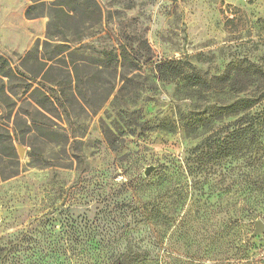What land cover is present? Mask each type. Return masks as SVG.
Listing matches in <instances>:
<instances>
[{
    "label": "rangeland",
    "instance_id": "obj_1",
    "mask_svg": "<svg viewBox=\"0 0 264 264\" xmlns=\"http://www.w3.org/2000/svg\"><path fill=\"white\" fill-rule=\"evenodd\" d=\"M53 1L0 0V55L59 53L0 102V264H264V206L197 170L238 118L220 109L264 105V0H89L96 13L45 46ZM229 165L236 184L264 183V164ZM217 204L234 208L228 228Z\"/></svg>",
    "mask_w": 264,
    "mask_h": 264
},
{
    "label": "trees",
    "instance_id": "obj_2",
    "mask_svg": "<svg viewBox=\"0 0 264 264\" xmlns=\"http://www.w3.org/2000/svg\"><path fill=\"white\" fill-rule=\"evenodd\" d=\"M40 5H45V1H42L40 4L36 3L28 9L27 14L30 18H37V16L41 15L40 13L42 12L37 8ZM89 13H96L89 6V0L53 1L48 12L50 22L47 26V39L44 41L45 46H52L51 41L57 40L67 33L70 28V25L67 24L69 18L76 19L79 15H87ZM56 46L60 47L61 45ZM58 54V51H55L54 53H50L49 56L42 57L44 60L36 59L32 64L29 61L30 54H27L23 58H20L21 62L16 65L10 59H6L0 55V102H3L4 108H13L17 105V102L21 98H24L30 90V83L28 82L30 76L38 78L44 67L49 66V69L54 67V59ZM169 72L168 77L173 79L179 78L183 73L180 67L177 66H172ZM198 79L200 78L195 76L193 83L195 84ZM36 93L38 95L43 94L40 89H35L26 99H28V104L32 105V108L40 113L44 108L42 102L35 100V105H33L30 100ZM259 100L256 97L244 96L220 109L221 111L218 112L219 116L226 118L227 116H235L238 117L237 120L228 125V127L232 126V128H228L225 135L213 138L214 134H212V136L207 137L202 142L200 146L201 150H197L199 151L198 155L201 156L198 160L197 170L199 173H204L205 178L212 179L216 175L220 179L218 183L216 180V185L221 184L229 177L234 180L229 187H222L220 191L224 190L230 193L234 191V187H237L241 193H248L246 194L247 199L245 198L243 201L238 202V204H241L243 210L255 209L261 205L264 206V198H251L254 192L264 187V183L261 181L256 182L250 174H247L248 181L245 184H236L234 178L235 172L232 165H229V167L225 166L227 163L239 160L251 162L254 166H257L256 164H264V105L259 106ZM217 168L218 170H216ZM238 174L241 176L240 173ZM231 205L232 207H236V203ZM221 206V204H217L216 211L225 212V216L219 217L220 225L218 227L228 228L234 221L230 214V212H234V208L230 209L226 207L222 210ZM154 219H157V217Z\"/></svg>",
    "mask_w": 264,
    "mask_h": 264
},
{
    "label": "water",
    "instance_id": "obj_3",
    "mask_svg": "<svg viewBox=\"0 0 264 264\" xmlns=\"http://www.w3.org/2000/svg\"><path fill=\"white\" fill-rule=\"evenodd\" d=\"M256 226H258V227H257V231H258L259 233L264 232V223H263V222H261V221L257 222Z\"/></svg>",
    "mask_w": 264,
    "mask_h": 264
}]
</instances>
